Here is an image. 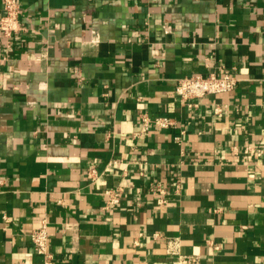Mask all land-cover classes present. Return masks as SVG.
Listing matches in <instances>:
<instances>
[{"label":"crops","instance_id":"obj_1","mask_svg":"<svg viewBox=\"0 0 264 264\" xmlns=\"http://www.w3.org/2000/svg\"><path fill=\"white\" fill-rule=\"evenodd\" d=\"M19 5L22 30L0 34V264H44L42 219L51 264H172L168 241L202 264H264V0ZM208 71L236 87L174 93ZM142 113L173 124L142 131Z\"/></svg>","mask_w":264,"mask_h":264},{"label":"built area","instance_id":"obj_2","mask_svg":"<svg viewBox=\"0 0 264 264\" xmlns=\"http://www.w3.org/2000/svg\"><path fill=\"white\" fill-rule=\"evenodd\" d=\"M2 11L0 13V34L10 43V40L22 30L20 21V5L19 0H1ZM166 31L169 26L164 27ZM207 66V63L204 64ZM238 82V77L235 72H223L221 74L214 71L205 73L195 72L189 75L178 77L174 85V93L183 101H187L188 105H195L193 99L216 95L233 90ZM153 123L156 126L167 128L173 124V121L168 116H154L150 117L146 113L140 115V124L142 131L148 129L149 124ZM246 154L254 152L260 156L261 149L253 147H246L244 149ZM117 162L113 160V163ZM95 173L93 167L89 168L88 174L90 176ZM150 190L155 195H158L156 203L164 205L167 200L164 197V189L159 184L152 185ZM107 195L105 208L116 205L120 200V188H106L104 190ZM31 244L35 252L43 257L44 264H51V253L48 250L49 245V232L47 228L46 219L40 221L39 226L33 228L29 233ZM175 241H168V253L174 254L177 258L172 264H202L200 258L195 255H185L179 253L176 248Z\"/></svg>","mask_w":264,"mask_h":264}]
</instances>
